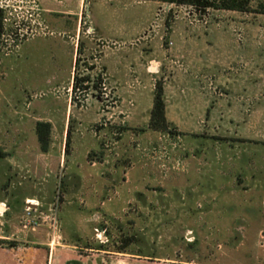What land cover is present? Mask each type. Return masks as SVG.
<instances>
[{
    "label": "rangeland",
    "instance_id": "rangeland-1",
    "mask_svg": "<svg viewBox=\"0 0 264 264\" xmlns=\"http://www.w3.org/2000/svg\"><path fill=\"white\" fill-rule=\"evenodd\" d=\"M17 1L0 0L10 6L0 9V171L12 157L18 178L45 175L48 153L61 174L60 153L68 162L80 137L97 143L87 160L104 174H146L138 193L115 188L124 176L92 194L63 184L1 187V255L32 247L56 251L57 260L71 246L81 264H264V16L200 19L139 0L27 1L22 11L38 8L53 35L30 26L32 37L15 48L7 38L18 35ZM97 25L111 34L98 38ZM105 51L111 75L99 61ZM123 60L128 77L116 80ZM87 75L88 91L75 92V78ZM159 85L166 132L149 129ZM38 123L51 125L47 152Z\"/></svg>",
    "mask_w": 264,
    "mask_h": 264
},
{
    "label": "crops",
    "instance_id": "crops-1",
    "mask_svg": "<svg viewBox=\"0 0 264 264\" xmlns=\"http://www.w3.org/2000/svg\"><path fill=\"white\" fill-rule=\"evenodd\" d=\"M143 2L142 0H139ZM146 3V2H143ZM152 3L153 2H149ZM155 4V3H154ZM94 35H97L98 38L102 39V36L110 35V31L103 26H95L92 27ZM124 35V34H121ZM125 36V35H124ZM120 38V37H119ZM90 48L94 51L99 48V46H95ZM93 61V60H92ZM100 63L102 62L104 67L106 68L107 72L111 75V67H112V53L111 52H104L103 56L99 58ZM146 59L140 58L139 62L140 64H144ZM138 60H132L129 63H135L134 65H138ZM128 61H120L119 63V73L115 74L116 80H124L128 77V74L126 71L122 72V66L127 65ZM121 68V69H120ZM188 71L190 73V66H188ZM135 96L131 97L133 99H136ZM187 97H190V93L188 92ZM184 102L180 103L178 105H181L179 108H176L177 112H185L184 105L186 104V97H184ZM169 104V102H168ZM189 104V103H188ZM95 105V103H94ZM183 107V108H181ZM95 106L93 107V109ZM153 105H150L148 108V118L150 117V113L152 111ZM97 111L99 112V109L96 107ZM136 112V110H135ZM100 115V114H99ZM136 115V114H135ZM171 123L177 124L179 121L176 119H169ZM51 123V122H49ZM134 123H137V120H135ZM138 125V124H134ZM179 125V124H178ZM96 143V142H95ZM73 157L68 160V162H65V155L64 153H60V157L58 161L56 162V165L58 169H62V173L58 174L57 172H54L52 167V160H48L49 154L48 153H42V157H45L47 161L44 158V163L49 167L51 170L49 173L43 175H33L31 174L29 170L24 173L27 175V177H17L16 174V167L12 162V157H9L5 160V164L0 171V191L1 187H6L8 190L12 191H18V192H26L31 191L33 187H50L51 190L57 188L59 185L63 184L66 187V190L69 192H76L81 194H92L99 191H102L106 186H111L112 183L111 177H125V180H122L120 185H115L116 189H120L126 187L127 190L138 193L143 190V186L145 183L143 180V175L146 174V170L144 171V168H131L127 173H122L121 176H119L121 173L111 174L112 176H109L110 174H104L102 168H98L96 165H90L87 156L90 151L97 150L98 145L93 144L92 140L88 138H77L73 139ZM138 151V150H137ZM144 151V150H143ZM38 159V158H37ZM32 161V160H31ZM65 163L66 167H65ZM140 164V163H139ZM27 168V167H26ZM7 169V171H6ZM106 175V176H105ZM108 175V176H107ZM38 179H33L34 177H37ZM59 179V180H58ZM37 190V189H36ZM49 190V189H45ZM26 205L27 202H29L31 199L26 198ZM89 207V206H88ZM79 249L76 247L71 246H63L60 249H58V259L55 260V257H57L56 251H49L47 249L42 248H21L12 250V252H9L6 256L1 255L0 253V264H55L58 262V264H81L79 259H77V256L79 254ZM104 264V263H103Z\"/></svg>",
    "mask_w": 264,
    "mask_h": 264
},
{
    "label": "trees",
    "instance_id": "trees-1",
    "mask_svg": "<svg viewBox=\"0 0 264 264\" xmlns=\"http://www.w3.org/2000/svg\"><path fill=\"white\" fill-rule=\"evenodd\" d=\"M143 2L159 3L168 7L184 9L191 14L197 15L200 19H205L215 13L234 12L251 16H264V0H142ZM172 14L169 13L167 24L171 23ZM90 76L87 75L81 80L75 78V92L88 91L89 86H83L88 83ZM166 105L163 87L158 86L155 94L154 105L151 111L149 129L158 132H166L170 123L166 119ZM51 125L49 123H38V139L44 152L48 151L49 134ZM69 139V138H68ZM69 143V140L68 142Z\"/></svg>",
    "mask_w": 264,
    "mask_h": 264
},
{
    "label": "built area",
    "instance_id": "built-area-1",
    "mask_svg": "<svg viewBox=\"0 0 264 264\" xmlns=\"http://www.w3.org/2000/svg\"><path fill=\"white\" fill-rule=\"evenodd\" d=\"M35 3V0H18L17 2L19 3L18 5V10L14 9L13 11L16 13V20H14L13 22V29L15 32H17L18 35H15L13 33H11L10 36H8V40L10 42L9 46L10 47H15L18 48L20 43H23V40L25 37H32V34L34 33L31 29H29V27H33V26H37L40 29V32L42 34V36H48V35H53L51 32H49L48 28L46 27V25H44V22H42L40 20V10L38 8H36L35 10H33L32 8H30V10H27L26 12L22 11V5L24 3ZM10 6L8 4H6V6H0V9H7ZM10 16L14 15V14H9ZM27 27V28H26ZM90 29L87 30V33H90ZM17 38V39H16ZM36 98V95H35ZM27 205L28 202H27ZM29 207H31V205H29ZM28 207L29 211L31 208ZM29 214V213H28ZM96 238L101 242V243H105L106 241V236H105V232L104 231H98L96 230Z\"/></svg>",
    "mask_w": 264,
    "mask_h": 264
}]
</instances>
